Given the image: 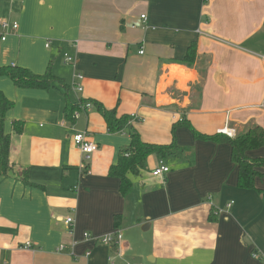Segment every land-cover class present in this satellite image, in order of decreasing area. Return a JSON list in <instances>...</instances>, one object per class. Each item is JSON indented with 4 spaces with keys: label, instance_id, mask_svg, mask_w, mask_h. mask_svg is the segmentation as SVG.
<instances>
[{
    "label": "crops",
    "instance_id": "1",
    "mask_svg": "<svg viewBox=\"0 0 264 264\" xmlns=\"http://www.w3.org/2000/svg\"><path fill=\"white\" fill-rule=\"evenodd\" d=\"M0 18L18 23L0 40V67L61 80L21 87L0 75L12 101L4 131L23 122L11 136L13 174L0 175V264H107L108 256L114 264H264V177L256 189L239 188L230 144L191 129L264 128V0H0ZM193 41V66L173 62ZM82 102L91 107L67 118L66 106ZM99 106L128 116L146 143L187 149L163 161V176L151 174L158 158L150 155L122 196L109 168L130 128L109 131ZM182 116L191 127L173 131ZM76 130L98 146L86 170ZM263 149L247 155L263 157ZM24 170L30 185L19 179ZM115 231L120 247L83 236Z\"/></svg>",
    "mask_w": 264,
    "mask_h": 264
},
{
    "label": "trees",
    "instance_id": "2",
    "mask_svg": "<svg viewBox=\"0 0 264 264\" xmlns=\"http://www.w3.org/2000/svg\"><path fill=\"white\" fill-rule=\"evenodd\" d=\"M195 57L196 42L193 41L187 47L184 57L173 60V62L192 67L195 62ZM0 75H6L16 85L21 87L45 88L55 80L61 82L49 70L43 75H38L19 66L0 67ZM11 107L12 101L7 99L0 91V175L3 176L13 174V166L9 158L11 136L21 134L23 130L22 121H13L11 133L4 131L5 115ZM76 108L75 106H66L65 113L67 118L73 120L72 113ZM99 111L105 119L109 131L115 132L125 127H131L127 124L129 120L128 116L117 118L114 109L108 110L101 106H99ZM184 125L191 127L185 116H182L181 120L175 122L172 130L174 131L177 126ZM191 129L197 138L229 143L231 147V160L237 166V186L242 189H256L255 178L259 176L264 177V173L260 171L261 168H264V156L250 157L247 155V152L264 147L263 127L258 124H250L241 132L235 133L234 137L223 136V134L221 136L216 134L204 135L197 133L192 127ZM129 136V145L119 150L116 163L109 168V175L119 179V192L122 196H126L131 191L134 178L139 177L146 170L147 158L150 155L154 154L158 160L164 161L168 157L179 156L187 149L177 145L174 141L168 145L146 143L140 139L137 131L132 128H130ZM19 179L29 185L32 184L28 179L27 170L23 171ZM261 191L262 193L264 192L263 190ZM119 220L120 216L116 215L114 217L116 226Z\"/></svg>",
    "mask_w": 264,
    "mask_h": 264
},
{
    "label": "built area",
    "instance_id": "3",
    "mask_svg": "<svg viewBox=\"0 0 264 264\" xmlns=\"http://www.w3.org/2000/svg\"><path fill=\"white\" fill-rule=\"evenodd\" d=\"M141 19H145V15H141L140 16ZM18 28V23L16 21H9L3 18H0V40L4 41L6 39V36L9 32L11 31H15ZM140 54L143 53L142 50H140L139 52ZM65 61L67 64H72L73 63V58L71 56H69L67 53L63 54ZM264 57V56H263ZM13 66V65H12ZM76 80H82L83 76L81 74H76L75 75ZM75 89L77 91H81V85L79 83H76L74 85ZM89 107H91V103L90 102H82L80 103L77 108L73 111L72 113V118L73 119H77L80 115V113L82 112V110L88 109ZM260 108L264 109V104H261L259 106ZM135 119V115H131L130 120ZM219 133L224 134L228 137H234L235 135V130L233 128H230L228 126H224L222 129L219 130ZM72 140L73 143L76 145V147L79 149L81 155H82V161H81V165H80V170H86V166L84 164V162L88 159V157L97 150L98 146L97 144L91 140V138L89 137V134L87 131H75L73 136H72ZM169 171V166L166 165L162 160H158L157 165L153 168L151 174L153 176H163L164 174H166ZM231 206V203H228L226 205V208H229ZM64 223L69 227H73L74 225V219L72 216H67L64 220ZM85 239H95L96 241L98 240V242L101 245H105V246H117L120 247L121 246V238L119 236L118 232H114L112 234H108V235H103L100 237H92L89 233H84L83 234ZM74 243H72L73 245ZM23 248L25 249H30L31 248V243L30 242H26L24 243ZM65 248V246L63 244H60L57 247V251L58 252H62L63 249ZM119 253V252H118ZM90 252H86L85 255H89ZM252 257L253 258H258V255L256 252L252 253ZM107 264H114L113 260L111 258V256L107 257ZM124 264H132L130 262H126Z\"/></svg>",
    "mask_w": 264,
    "mask_h": 264
},
{
    "label": "rangeland",
    "instance_id": "4",
    "mask_svg": "<svg viewBox=\"0 0 264 264\" xmlns=\"http://www.w3.org/2000/svg\"><path fill=\"white\" fill-rule=\"evenodd\" d=\"M258 111H261L260 114H262L263 122H264V110H258ZM238 132H241V131H238ZM262 153L264 154V149L262 150Z\"/></svg>",
    "mask_w": 264,
    "mask_h": 264
}]
</instances>
